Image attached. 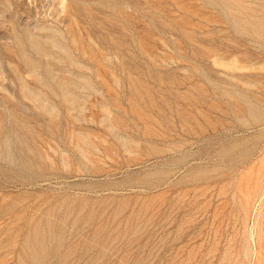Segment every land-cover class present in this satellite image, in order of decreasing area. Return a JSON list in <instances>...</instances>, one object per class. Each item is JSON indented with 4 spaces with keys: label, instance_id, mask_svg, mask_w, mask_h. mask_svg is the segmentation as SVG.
Wrapping results in <instances>:
<instances>
[{
    "label": "rangeland",
    "instance_id": "374dc122",
    "mask_svg": "<svg viewBox=\"0 0 264 264\" xmlns=\"http://www.w3.org/2000/svg\"><path fill=\"white\" fill-rule=\"evenodd\" d=\"M0 264H264V0H0Z\"/></svg>",
    "mask_w": 264,
    "mask_h": 264
}]
</instances>
